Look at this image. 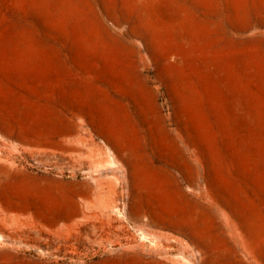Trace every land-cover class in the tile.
Returning <instances> with one entry per match:
<instances>
[{
  "label": "rangeland",
  "instance_id": "374dc122",
  "mask_svg": "<svg viewBox=\"0 0 264 264\" xmlns=\"http://www.w3.org/2000/svg\"><path fill=\"white\" fill-rule=\"evenodd\" d=\"M0 264H264V0H0Z\"/></svg>",
  "mask_w": 264,
  "mask_h": 264
}]
</instances>
